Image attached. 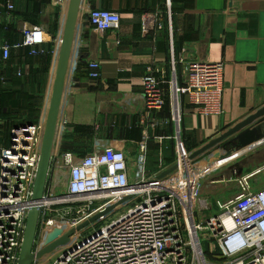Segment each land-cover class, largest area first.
Wrapping results in <instances>:
<instances>
[{"label":"crops","instance_id":"1","mask_svg":"<svg viewBox=\"0 0 264 264\" xmlns=\"http://www.w3.org/2000/svg\"><path fill=\"white\" fill-rule=\"evenodd\" d=\"M71 2L0 0V47L20 43L23 31L34 27L42 28L48 37L36 56L28 48H13L9 59L3 61L0 51V134L5 140L21 124L41 123L45 128ZM8 4L13 11L7 12ZM93 10L118 13L119 29L96 31L88 20ZM145 14L157 16L163 28L143 36L141 18ZM172 59L180 84L184 63L224 64L222 116H203L187 97L182 99L183 149L189 152L190 143L207 145L224 126L238 124L264 107V0H78L47 176L56 170L67 171V159L76 163L99 148H115L132 161L142 140L139 117L144 70L158 64L168 76ZM90 62L100 67L98 82L89 79ZM169 109L167 98L165 107L154 116L168 119ZM248 130L246 138L258 140L251 146L258 144L264 136V119ZM173 136L172 124L150 132L147 160L150 153L157 154L156 166L161 164L162 172L175 164ZM236 139H228L226 145H237ZM1 145H6L5 141ZM215 151L221 152L220 148ZM240 158L236 166L239 174L256 170L264 164V145Z\"/></svg>","mask_w":264,"mask_h":264},{"label":"built area","instance_id":"2","mask_svg":"<svg viewBox=\"0 0 264 264\" xmlns=\"http://www.w3.org/2000/svg\"><path fill=\"white\" fill-rule=\"evenodd\" d=\"M6 9L13 11V6L8 4ZM88 20L100 33L119 29L116 12L93 10ZM162 28L157 16H142L143 36ZM47 38L42 28L26 29L20 43L0 47L2 59L7 61L13 48H28L36 56ZM88 70L91 81H100L96 62H90ZM179 78L173 59L168 76L164 66H146L139 117L142 140L132 161L112 147L95 149L76 163L67 159V171L56 170L47 176L38 202L33 201V193L44 126L21 124L10 131L8 143L0 145V264L18 263L28 215L34 208L38 221L33 254L41 251L57 225L75 227L111 209L87 226L104 222L98 230L62 250L53 264H264V180L258 179L264 174V164L245 175L234 169L237 195L217 201L220 213L216 216L199 223L195 220L196 211L211 208L206 199H199L203 177L264 145V139L222 158L230 160L219 166L215 162L220 159L208 161L200 172L180 140L182 99L187 97L203 116H222L224 64L187 62L182 67V84ZM167 98L169 118L159 120L154 115L162 111ZM171 124L176 170L156 180L162 171L146 172L150 132ZM65 172L66 180L61 177ZM198 232H206L204 248Z\"/></svg>","mask_w":264,"mask_h":264},{"label":"water","instance_id":"3","mask_svg":"<svg viewBox=\"0 0 264 264\" xmlns=\"http://www.w3.org/2000/svg\"><path fill=\"white\" fill-rule=\"evenodd\" d=\"M77 4H78V0H72L71 10H70L71 14H70L68 25L66 27L65 38L62 43L63 56H62L60 69H59L58 76H57V81L55 84V92L53 96L50 114L46 122V125L44 128V134L42 138L41 153H40V159L38 163V169H37L34 193H33L34 202H38L42 199V194L44 192V188L46 184L48 166H49V161H50L51 145H52L54 128H55V119H56L57 108H58L59 99H60L61 81H62V77L64 74L66 58H67V51H68V47L70 44L72 24H73L75 14L77 12ZM262 119H264V107L257 110L255 113L251 114L245 120L239 122L238 124L233 126L230 130H228L221 136L217 137L216 139L212 140L207 145L203 146L196 152L192 153L189 157V161L197 159L201 155L221 145L224 141L230 138H233L235 136L237 138L235 140L237 145H233L229 150H226L225 148H220L221 152L220 153L217 152L214 155L215 159H222V158L230 157L234 151H238L240 149L251 146L252 143L258 140H255L254 142H252L251 138H246L247 134L250 132V130L248 129H250V127H252L255 123H257L258 121ZM263 139H264V136L261 140ZM175 170H176V165L172 166L171 168L167 170H164L156 177V180H161L167 177ZM110 210L111 209H107L99 213L98 215L94 216L87 222L81 224L79 227L76 228V230L68 233L62 238H58L55 240V237H57L58 232L49 234L45 240L44 246L41 249V251L38 252L37 254H33L32 248H33V243H34L36 229H37L38 211L35 208L32 209L28 215L24 239H23V243H22V247H21V251L19 255V260L17 264H32L34 260L40 259L43 255L51 253L56 247L63 246L65 242L69 239V237H71L74 233L87 227L90 224L95 223L100 217L109 213Z\"/></svg>","mask_w":264,"mask_h":264},{"label":"rangeland","instance_id":"4","mask_svg":"<svg viewBox=\"0 0 264 264\" xmlns=\"http://www.w3.org/2000/svg\"><path fill=\"white\" fill-rule=\"evenodd\" d=\"M224 125H227V124H224ZM235 125L236 124H230L228 126H224V128H222V130H220L221 131L220 134H218V136H216L215 138L221 136L222 134H224L225 132L230 130ZM180 132H181L180 140L182 141L183 148H184L185 137L183 134L182 123H181V127H180ZM215 138H213L212 140H214ZM231 139H229V140H231ZM7 140H8V137L5 141V135L0 134V145L4 141H5V144H7L8 143ZM229 140L225 141L224 143H222L221 145L217 146L214 149L225 148L226 150H229L231 148V146L226 145L227 142H229ZM172 142L175 145V140H173ZM205 145H206L205 143L204 144H202V143L199 144L197 142L193 143V144L190 143V145L187 146V148L189 149V152H185V150L184 149L183 150L187 155L190 156L192 153L196 152L197 150H199L200 148H202ZM214 149L203 154V155H201L197 159H195L192 162V165L199 168L200 172H203L204 171V169H202L203 165L208 164L207 163L208 161L213 162V160H215L214 159V153H213ZM174 156H173V159H176V156L175 157ZM238 159H241V158H238ZM238 159L225 164L224 167H221L217 171H214L211 174L204 176L203 179L201 180L202 181L201 182L202 189H201L200 194H199V199H206L208 201L209 205L211 206V208L206 210V211H196L195 220L197 223H199L200 221H205L209 217L216 216L217 214L220 213V210L218 209V207L216 205L217 201L224 202V201H227L230 198L234 197L235 195H237L238 189H237L236 184L234 183V180H233V179H235V177L233 176V173H234V169H236L237 164L240 163V161L238 162ZM157 160H158L157 154L154 155L153 153H150L148 155L146 172L151 173V171L158 170L156 173H159L162 166H160L161 164H159V165L157 164L158 167L156 166V163L158 162ZM148 166L150 168L149 171L147 170ZM130 167L133 168L132 163H130ZM251 170H253V168L250 169L249 171H251ZM239 175H241V174H239ZM61 177L64 180H66V177H67L66 172L63 173V176L61 175ZM258 179L264 180V174L258 176ZM118 215L119 214H114L113 217H116ZM103 223H97L94 225V227H90V226L88 228L85 227V228L79 230L78 232L74 233L71 237H69V239L65 242V244L63 246L56 247L51 253L43 255L40 259H37L35 264H53V262L57 259V257L60 254L63 253V251L67 250L75 242H77L80 239L91 234L93 230H95V231L98 230V228L100 226H102ZM80 225H77V226L71 227V228H64V227H61L60 225H57V227L54 228L50 233H48V235L51 233H54V232H58L57 237H55V240H56L58 238H62L63 236L67 235L68 233L76 230V228L79 227ZM205 233L206 232H198V235L200 237L201 244H202L203 248H204V246H206V242L204 240H202V235Z\"/></svg>","mask_w":264,"mask_h":264},{"label":"bare ground","instance_id":"5","mask_svg":"<svg viewBox=\"0 0 264 264\" xmlns=\"http://www.w3.org/2000/svg\"><path fill=\"white\" fill-rule=\"evenodd\" d=\"M230 159H225L224 161H221L220 163H217L218 165H216V166H219V165H221V164H223V163H225V162H227V161H229Z\"/></svg>","mask_w":264,"mask_h":264},{"label":"trees","instance_id":"6","mask_svg":"<svg viewBox=\"0 0 264 264\" xmlns=\"http://www.w3.org/2000/svg\"><path fill=\"white\" fill-rule=\"evenodd\" d=\"M6 141V140H5ZM8 141V140H7ZM174 163H175V161H174Z\"/></svg>","mask_w":264,"mask_h":264}]
</instances>
